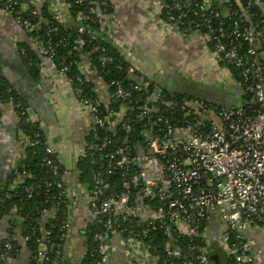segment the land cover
Returning <instances> with one entry per match:
<instances>
[{"label":"built area","instance_id":"2783aa9c","mask_svg":"<svg viewBox=\"0 0 264 264\" xmlns=\"http://www.w3.org/2000/svg\"><path fill=\"white\" fill-rule=\"evenodd\" d=\"M45 1L49 2L54 22L69 25L71 4L68 0H0V14L10 17L25 32L27 41L24 43L38 57L39 72L40 58L54 64L56 50L51 30L45 31L44 39L33 37L40 28L24 19L22 13L38 15L37 10ZM113 1L75 0L74 3L86 5L88 12L97 16L102 32L112 39L106 28L112 14H103L101 10L113 7ZM154 6L159 7L158 16L165 26L174 29L183 39L197 41L210 53L222 72V87L231 95L232 104L210 102L188 93L177 99L173 90L164 91L156 81L137 79L135 69L129 64L128 74L136 83H131L127 90L118 82L105 84L99 77L109 95L106 103L98 99L99 104H104L105 112L99 116L98 104L95 106L80 98V88L72 87L69 67L64 60L57 66L54 64L76 99L90 109L93 116L90 130L98 127L104 133L115 135L118 127L125 134L119 146H114L109 136L93 137L72 168L60 162L47 138L44 141L45 157L40 166L57 179L54 186L68 200V218L60 227L64 240L62 251L72 226L70 208L76 202L86 201L90 217L85 228L91 222L99 227L91 233L100 246L102 261L99 264L109 263L113 236L122 239L130 264H157L148 238L152 239L153 233L158 231L167 236L165 252L170 257L186 254V258L191 257L196 264H209L214 240L224 247L234 264H262L255 259V242L248 231L264 227V0H156ZM84 12L75 15L77 23L86 19ZM79 32H82L80 27ZM20 43L23 42L14 43V50L23 57L25 49L20 48ZM83 45L82 40H77L72 49L81 53ZM101 52L104 53V49ZM81 57L88 58V63L83 65ZM108 60L103 57L101 63ZM77 68L81 77L75 82L79 85L91 83L89 74L98 75L91 67L89 54H80ZM92 85L97 96L100 87ZM112 86L115 90L110 93ZM12 90V87L6 89L8 100L5 102L0 93V106L11 104L19 122L20 117L25 116L26 121L34 123L33 111L15 102L10 95ZM133 94L138 96L134 101L137 108ZM111 103L119 109H114ZM130 134L138 135L140 140L131 142ZM34 137L32 141L19 131L17 141L21 153L8 175L24 158V148L39 144L38 135ZM52 157L63 167L62 173ZM86 157L96 166L91 171L92 183L88 184L79 181L80 172L76 168L77 162ZM115 173L122 182L120 191H114L108 181ZM25 177V173H17L10 184L5 183V178L0 191L4 193L6 187L13 191ZM31 192L32 189H26V198H30ZM54 211H44V220L52 217ZM5 217H9V225L12 222L16 225L11 239L23 245L29 238L20 237L23 218L16 208ZM131 222L141 226V231L118 229V223ZM174 238L188 243V253L172 249ZM12 250V240L6 241L0 251V261H11ZM43 250L44 245H41L38 256L44 255ZM62 251L56 249L52 264L59 263ZM141 254L151 257L152 263Z\"/></svg>","mask_w":264,"mask_h":264},{"label":"crops","instance_id":"0c3cea01","mask_svg":"<svg viewBox=\"0 0 264 264\" xmlns=\"http://www.w3.org/2000/svg\"><path fill=\"white\" fill-rule=\"evenodd\" d=\"M155 1L114 0L113 13L106 23L111 40L135 69L137 79L156 81L162 87L178 92L182 90L176 87L177 81L186 79L201 87L212 89L213 92L209 94L219 93L220 90L226 92L227 96L222 101L224 103H220L232 104L231 95L222 87V72L214 63L210 53L203 50L197 41L183 39L174 29L165 26L158 16L160 9L154 6ZM26 41L25 32L15 21L7 15L0 14V77H3L26 100L33 111L31 120L39 124L45 137L57 152L60 162L72 168L87 143L86 133L93 124L91 111L88 107L76 103L79 101L67 84V80L58 73L53 63L40 58L37 82L27 75L21 56L14 50L15 42ZM81 63L87 64L88 58L81 57ZM187 69L192 71L184 75ZM194 69L200 73H196ZM205 69L210 70L214 75L211 76L213 78L206 75L208 70L205 72ZM195 73L199 79L196 78ZM88 79L96 87H100L97 97L101 103H106L109 95L104 91L99 76L92 73L89 74ZM18 125L19 119L15 116L12 105H1L0 186L5 173H9L21 153L17 141ZM68 125H72L75 129L72 130L71 127L68 130L66 127ZM69 215L72 226L63 250L62 264H79L84 255L85 223L90 217L87 202L74 203ZM9 220V217L0 219V241L7 237ZM213 222L215 223V220ZM263 234L264 227H253L248 231V236L255 242L253 250L255 259L262 264H264V253L258 250V245L262 243ZM214 245H217V242L212 240V247ZM141 257H145L149 263L153 261L147 255L141 254ZM28 259L29 252L22 249L18 256L6 264H27ZM107 264H130V257L126 255L124 243L118 236H113L111 239Z\"/></svg>","mask_w":264,"mask_h":264},{"label":"trees","instance_id":"16d2710c","mask_svg":"<svg viewBox=\"0 0 264 264\" xmlns=\"http://www.w3.org/2000/svg\"><path fill=\"white\" fill-rule=\"evenodd\" d=\"M20 1V0H17ZM75 0H68L71 4L69 14L71 21L69 25L62 26L54 22L51 13L49 11V2L45 1L38 11V15H30L28 12L22 13L24 19H27L31 24H38L40 30L32 34L33 37L38 36L42 39L45 38V31L51 30L50 37L52 39L53 47L56 50V55L54 58V64L57 66L64 60V62L69 67L68 77L72 79V87L80 88L81 91L80 98L89 100L92 105L98 104L97 111L99 116L104 115V104L98 103V98L93 91V85L89 82H85L79 85L75 82V79L80 76L78 71V63L80 54L90 55L91 67L97 70L99 77L105 84H111V82H118L124 89H129L131 83H136V79L128 74L127 67L130 66L126 61L122 51L115 45V43L107 37L105 33L102 32L100 25L97 21V16L90 14L88 12V7L86 5H75ZM15 9H18L17 7ZM34 9V8H31ZM101 10V9H100ZM85 11L84 15L86 19L80 24L75 20V15L80 12ZM101 12L106 15H111L113 13V7L108 6L102 8ZM79 27L82 28V32H79ZM77 40H82L84 45L81 53L74 52L72 49L75 46ZM20 48L25 49V56L21 57V60L25 66L27 75L34 81L37 82L39 79V70L37 65L40 63L38 57L31 51L25 43L19 44ZM95 48H98L95 50ZM104 49V53L101 52ZM107 57L109 60L102 64L101 59ZM11 87L8 82L0 77V93L2 95V101L8 100V95L5 94L6 89ZM166 89L163 87V90ZM110 93L114 92V86L110 87ZM165 91V90H164ZM177 99L183 98L187 95L186 93L174 91ZM14 101H19L22 107H29L26 100L20 96L16 90H12L10 93ZM137 95L133 94V102L136 101ZM136 107V104L134 102ZM114 109H119V106L110 104ZM137 108V107H136ZM136 111V110H135ZM20 113V111L18 110ZM18 130L22 131L23 134L28 135L33 141L35 135H38L36 140L39 144L28 146L24 148L23 155L24 158L18 162L17 168L10 175L7 174L5 177V183L10 184L12 180L15 179L17 173H25L26 177L23 182L18 185L13 191L6 187L3 192L0 191V219L11 213L13 208H16L17 214L23 218L21 225L20 237L24 238L29 236L28 240L23 244L19 245L18 241L11 239L14 235L15 223H10L7 230V237L0 241V251L3 244L12 240L13 250L10 253L11 259L18 256L22 249L29 252V259L27 264H52V260L55 257L56 249L62 251V245L64 240H62L60 231L61 223L68 218V200L61 195V190L54 186V181H57L48 169L40 166L41 160L45 157L44 153V141L46 137L42 130L39 129L38 123H32L31 121H26L25 116L20 117V122L18 125ZM109 136L112 140L114 146H119L122 138L124 137V132H122L118 127L116 128L115 135L110 133H104L103 130L98 127H93L92 130L86 135V141H92L93 137ZM129 139L131 142L139 141L140 138L136 134H130ZM54 161L57 158L52 157ZM59 166V173H62L63 167L56 162ZM95 164H91L89 157L79 160L76 164L77 170L80 172L79 181L81 183H92L91 171ZM110 187L114 191H120L122 187L121 179L118 174H114L108 178ZM52 185L49 186L48 184ZM32 189L30 198H26V189ZM54 211V218L47 217L45 220L43 216L46 212L44 211ZM136 220V218H131ZM43 224V227L41 226ZM43 230V232L41 231ZM99 227H95L92 222L86 224L85 228V246L84 255L80 259L79 264H99L102 261V254L100 246L93 240V235ZM118 229H127L133 231H141V226H135V223H118ZM44 232L46 236L44 237ZM167 236L163 231H158L153 233L148 238L151 243V252L154 256H157V264H196L192 261V258H186L185 255L180 257H170L165 252V244L167 242ZM196 242H194L195 244ZM44 245V255L38 256L37 252L40 246ZM177 248L181 253H188V243L184 242L182 239L174 238L173 248ZM63 253V251H62ZM212 254V248L211 252ZM218 255L219 264H234L233 260L226 258L225 261L221 260ZM62 257L58 264H62ZM0 264H6L0 261Z\"/></svg>","mask_w":264,"mask_h":264},{"label":"rangeland","instance_id":"374dc122","mask_svg":"<svg viewBox=\"0 0 264 264\" xmlns=\"http://www.w3.org/2000/svg\"><path fill=\"white\" fill-rule=\"evenodd\" d=\"M208 69H205V72L207 71ZM190 71H192V69H187L186 71H184V75H186V74H188ZM194 71L196 72V73H200L198 70H196V69H194ZM195 73V74H196ZM206 75L208 76V77H210V78H213V77H211V76H214L211 72H210V70H208V72H206ZM196 78L197 79H199V76L196 74ZM185 77V76H184ZM187 77V76H186ZM185 77V78H186ZM185 80V79H184ZM184 83H186V81H183L182 82V84H181V86H184ZM226 92H222L221 90H220V92L219 93H216V94H212L211 96H209L207 99L208 100H212V101H214V102H221V103H224V102H222L223 101V98H226ZM76 103H78V104H80V105H82L80 102H77L76 101ZM83 106V105H82ZM83 107H85V106H83ZM67 127V129L69 130L71 127H72V130H74L75 128L72 126V125H68V126H66ZM261 240H262V243H260L259 245H258V250H261L263 253H264V234L261 236ZM212 254H219V256H220V258H221V260H223V261H225L226 260V258H227V253H226V250L224 249V247H222V246H219V245H214L213 247H212Z\"/></svg>","mask_w":264,"mask_h":264},{"label":"water","instance_id":"95a60500","mask_svg":"<svg viewBox=\"0 0 264 264\" xmlns=\"http://www.w3.org/2000/svg\"><path fill=\"white\" fill-rule=\"evenodd\" d=\"M191 88L194 90L193 93H188L189 96L191 97H196L202 100H206V94L212 93V89H208L207 87H201L195 83H190ZM117 104V103H116ZM92 120H93V116H92ZM84 234V233H82ZM185 256H187L186 254H184ZM219 257L218 255H211L210 256V262L209 264H219Z\"/></svg>","mask_w":264,"mask_h":264},{"label":"flooded vegetation","instance_id":"af4514ba","mask_svg":"<svg viewBox=\"0 0 264 264\" xmlns=\"http://www.w3.org/2000/svg\"><path fill=\"white\" fill-rule=\"evenodd\" d=\"M183 81H186V83H184V86H181V84H182V82ZM190 83L191 82H189V81H187L186 79L185 80H181V79H179V81H177V86L176 87H178V89H181L182 90V93H193L194 92V90L191 88V86H190ZM182 87V88H181ZM214 94V93H213ZM212 94H209V95H207L206 97L208 98L209 96H211ZM7 176V174L5 173V177ZM5 179V178H4Z\"/></svg>","mask_w":264,"mask_h":264}]
</instances>
